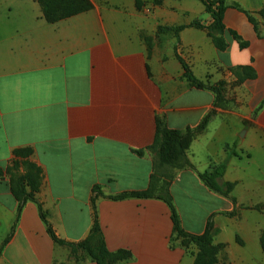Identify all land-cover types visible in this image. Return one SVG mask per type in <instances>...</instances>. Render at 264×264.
Segmentation results:
<instances>
[{
	"label": "crops",
	"instance_id": "crops-1",
	"mask_svg": "<svg viewBox=\"0 0 264 264\" xmlns=\"http://www.w3.org/2000/svg\"><path fill=\"white\" fill-rule=\"evenodd\" d=\"M202 5L166 0L138 10L128 0L118 11L93 3L50 23L37 0H0V264H109L107 254L122 252L129 257L113 264H195L174 231L168 196L186 232L202 235L216 215V238L224 233L218 213L232 203L195 171H178L173 181L158 176L149 150L159 120L185 132L211 116L187 152L198 172L224 162L228 147L250 164L264 162V0H226L224 52L208 30L191 27L213 23ZM178 26L188 27L179 41L172 31ZM160 28L171 31L158 34ZM178 57L222 91L219 103L212 91L190 85ZM27 150L30 156L14 155ZM238 158L230 159L225 182L236 181ZM29 165L41 178L32 175L37 189L28 181L25 191L66 244L53 240L35 202L24 204L16 222L12 179L32 174ZM189 178L218 205L201 220H185L177 202L176 187ZM151 185L157 198L112 199ZM95 214L100 231L90 241L92 255L78 245L90 238Z\"/></svg>",
	"mask_w": 264,
	"mask_h": 264
},
{
	"label": "trees",
	"instance_id": "trees-1",
	"mask_svg": "<svg viewBox=\"0 0 264 264\" xmlns=\"http://www.w3.org/2000/svg\"><path fill=\"white\" fill-rule=\"evenodd\" d=\"M39 4L41 5L44 13V17L46 20L50 23H57L65 19H69L75 16H78L80 14L86 13L90 10H92L93 5L91 4L90 0H37ZM180 1V0H177ZM203 4L205 7L206 13L210 15V17L213 20V23L210 26H204L201 24H194L191 27L199 28V29H205L208 30L209 36L212 38V41L216 48L222 52L226 51L228 49V44L226 40L224 39V14L227 9L226 0H198ZM138 4L140 3L139 0H137ZM188 28L187 26H178L177 28L173 29V33L177 37V40L179 41V34L183 30ZM180 60L182 67L185 71V78L188 80L190 85L196 89L200 90H210L212 91L216 96V102L219 103L222 99V91L216 87H210L206 85L205 83L199 81L190 70L189 66L185 63L183 59L178 57ZM211 116H207L203 122L195 129H188L185 132L180 131H172L167 128L164 122L158 121V127H157V136L154 144L149 148V150L152 153H156L157 150L161 149V164H172V157L173 155L179 156L181 159L185 161V168H189L192 171H195L200 180L203 182V184L213 193L218 194L226 199H228L232 204H235V199L232 196V193L235 188L234 183H229L224 181V175L228 169L230 159L232 157H239L238 154L234 152V150L230 147H228V158L220 163V164H212L209 169L203 173L198 172L194 165L190 163L187 159V152L191 148L193 142L195 141L196 137L203 133L206 128L208 127V124L210 122ZM32 153L31 151H15V156H30ZM139 154L143 155L142 152ZM172 159V160H171ZM158 163L155 161L154 169L157 170ZM28 168L32 170V174H30L28 177H21L17 180L12 179V191L15 195V197L20 202L19 208H18V216L17 220L19 219V216L21 214V211L23 209V206L26 202L32 201L35 202L40 210L41 218L44 222V224L47 227V230L53 240L58 244H66L64 241H61L57 238L51 224L48 221L47 215L43 210L42 205L34 198L33 193H26L25 191V183L31 182L32 178L35 177L36 180L40 181V174L41 171L33 165H29ZM33 175V177H32ZM36 180H33L31 182L32 192H35L37 189V185H35ZM30 184V183H29ZM96 192H99V189H96ZM156 191L154 189V186L151 185L150 188L145 192H133V193H124L122 195L112 197L113 200H125L130 198H137V199H150V198H157ZM160 198V197H159ZM96 198L93 199V204L95 205ZM165 202L168 204L172 211V220L174 223V231L177 234L180 241L183 243L185 247H188V244L195 245L197 247L206 248L211 245H213L216 237L220 234V229H218L215 226L214 218L216 215H213L206 226V230L202 235H192L188 232H186L182 226L181 218L178 214L177 208L175 206V203L171 197L164 198ZM15 231V227L11 233V235L8 237V239L5 241L2 250L5 248L7 243L11 240L13 237ZM100 231L99 228V222H98V216L95 214V223L94 227L91 232V236L88 240L78 245V247H81L85 250H87L90 254H94L92 249L90 248V241L92 237ZM107 257L110 260L109 264H113L112 262H116L118 260H124L127 257H129V254L127 253H119L117 255L114 254H107ZM105 259L106 257L103 256ZM195 264H216V261L214 259L206 260L205 258L202 259V257H196L195 258Z\"/></svg>",
	"mask_w": 264,
	"mask_h": 264
},
{
	"label": "rangeland",
	"instance_id": "rangeland-1",
	"mask_svg": "<svg viewBox=\"0 0 264 264\" xmlns=\"http://www.w3.org/2000/svg\"><path fill=\"white\" fill-rule=\"evenodd\" d=\"M127 1L90 0L92 5L93 3L108 4L118 11L123 10L118 5H125ZM132 1H135L138 10L151 6L161 7L166 2V0H139L138 4L137 0ZM185 1L193 2L199 7L202 5L198 0ZM169 30L160 28L158 34L170 33L171 30ZM160 151L161 149L154 153L158 163V176L165 175L167 181H173L178 171H192L185 168V161L177 155H173L172 164H161ZM238 153L240 158L232 172L236 179L232 193L235 204H232L230 211L222 210L218 213V222L224 233L209 247L202 248L188 244L187 248L195 258L199 256L206 260L214 259L216 264H264V162L250 164L247 155ZM187 159L190 162L188 156ZM199 183L201 184V181H193L189 178L187 179L189 185L176 187L177 202L187 217L185 220H201L208 211L218 207L216 202H210L202 195L203 188L199 186ZM169 188V184L163 186L164 190ZM183 189L189 193L184 194ZM195 230L198 231V229ZM249 260L251 262H248Z\"/></svg>",
	"mask_w": 264,
	"mask_h": 264
}]
</instances>
